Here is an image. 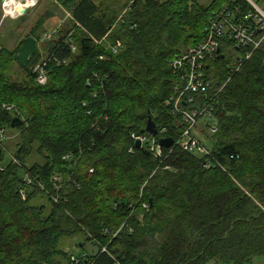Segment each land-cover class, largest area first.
Instances as JSON below:
<instances>
[{
	"label": "trees",
	"instance_id": "obj_1",
	"mask_svg": "<svg viewBox=\"0 0 264 264\" xmlns=\"http://www.w3.org/2000/svg\"><path fill=\"white\" fill-rule=\"evenodd\" d=\"M55 3L69 18L44 40L43 59L37 33L51 10L14 50L0 48V128L18 135L13 152L0 146V264H245L264 255V40L253 49L221 37L204 65L217 122L204 141L209 167L175 143L183 123L170 100L181 84L170 61L206 37L224 6L252 29L244 15L254 7L128 0L119 19L96 0ZM11 61L28 82L9 80ZM42 63L47 82L38 84ZM149 115L156 136L144 130ZM14 116L22 123L12 128ZM159 137L173 138L160 155ZM33 149L43 162L28 165ZM50 174L60 178L52 184ZM70 236H83L73 253L60 245Z\"/></svg>",
	"mask_w": 264,
	"mask_h": 264
},
{
	"label": "built area",
	"instance_id": "obj_2",
	"mask_svg": "<svg viewBox=\"0 0 264 264\" xmlns=\"http://www.w3.org/2000/svg\"><path fill=\"white\" fill-rule=\"evenodd\" d=\"M247 1L254 7L255 12H248V14L244 15V18H254L257 22L254 26L255 28L252 27L251 29L249 25L245 26L241 22L234 23L232 20L234 13L228 11L224 6L220 11L214 13L210 19L209 26L206 28V37L198 45L188 48V50L176 55L170 61L172 68L181 74V84L179 83L175 88L177 91L176 95L170 98L174 112L180 115L179 117L183 123V128L175 143L183 150L204 156V165L206 167L211 165V158L204 141L207 135H212L216 132L217 122L213 117L209 103L204 101L211 84V80L206 77L204 65L207 59H213L219 51V40L221 37H226L227 40L229 39L233 43L236 42L235 45L237 46L246 47L250 45L253 49L264 40V10L259 8L253 0ZM21 5V7H28L25 5V1L24 3L21 2ZM18 14L20 13L18 12ZM54 31L52 30V32L45 34V39H50ZM71 49L74 50L75 47L71 45ZM113 51H115V48H113ZM250 53V51L245 52L246 58L250 56ZM240 63L241 58H238L237 67ZM44 64L34 66L35 81L38 84L47 82V75L42 67ZM200 96H202V102L198 104L197 99ZM200 121L204 126L200 130L201 137H198L197 133L201 129ZM4 136L5 130L0 128V146H3L1 145V140H3ZM135 139L140 140L142 143L146 137L143 135ZM20 195L24 198L25 192H20ZM53 198L57 200V196ZM143 207H146V204H143Z\"/></svg>",
	"mask_w": 264,
	"mask_h": 264
},
{
	"label": "rangeland",
	"instance_id": "obj_3",
	"mask_svg": "<svg viewBox=\"0 0 264 264\" xmlns=\"http://www.w3.org/2000/svg\"><path fill=\"white\" fill-rule=\"evenodd\" d=\"M197 1H199V3L201 4H206L210 0H197ZM96 2L98 3L99 9L101 10L100 12L106 10V9H103V6L106 5V7H109L108 12L110 13L112 9L115 10V14L120 19V17L123 16L124 10H125L123 9L122 6L124 5V3H127L128 0H96ZM54 5H56L55 0H36V2L33 5L26 8V12L24 14H18L14 16V15H9L5 13L3 1L0 0V48L14 50L19 44L20 40L30 33V30L35 25V22L37 21V19L46 10H54L58 14V16L62 15L61 17L66 21L69 18L68 13L65 12L64 9L62 8L59 10H57L56 8H53ZM54 24L50 22L46 23L44 24L42 28L38 30V33H40L39 34L40 36L39 47L41 48L40 49L41 59L44 58L45 51H46L43 48L44 40H45L44 35L52 32V30L54 29H55V32L57 31L56 26L53 28ZM8 68H9L8 69L9 72H7V74L9 75L10 81L16 80V81H20L21 83L22 81L26 79L24 77L23 71L18 67L16 63H12V61L9 62ZM25 81L28 82V79H26ZM200 124H201L200 126L201 129H199L197 133L198 137H201L200 130H202L204 126L203 123H201V121H200ZM17 141H18V135L15 132V130H12L11 128H6L5 136L3 140V146H4L3 152L7 151L6 148L8 149V153L13 152ZM4 159L6 161L8 160L7 154L6 155L4 154ZM42 159H43L42 156L36 153L35 149H33L31 153L25 154L24 160L27 162L28 165H31L35 162H43ZM50 177H51L50 180L52 184L55 183V181L60 178L58 177L57 174H54L53 176L51 175ZM46 201L47 200L45 198H42V199L40 198V202L36 201V203L44 204L46 203ZM82 240H83V236L81 237L79 236L71 237L70 236L67 238H62L60 245L63 249H66L68 252L73 253V252H76L78 248L79 249L81 248V246H79L80 245L79 242H81ZM85 248L87 251L93 250V246H91V244H87ZM245 264H264V255H259L255 257L251 263H245Z\"/></svg>",
	"mask_w": 264,
	"mask_h": 264
},
{
	"label": "water",
	"instance_id": "obj_4",
	"mask_svg": "<svg viewBox=\"0 0 264 264\" xmlns=\"http://www.w3.org/2000/svg\"><path fill=\"white\" fill-rule=\"evenodd\" d=\"M24 1L25 0H21L22 3H24ZM18 12L20 14H24L26 12V8L25 7H19ZM21 123H22V119L20 117L14 116L11 119L10 127L15 128V127L21 125ZM144 130L146 133H148L151 136H156L158 133V129L156 128V124L150 115L147 117ZM172 143H173L172 137H159L157 139V145H156L157 153L160 155L161 148L162 147L168 148L172 145ZM136 144H137V146H139L140 141L138 140L136 142Z\"/></svg>",
	"mask_w": 264,
	"mask_h": 264
},
{
	"label": "bare ground",
	"instance_id": "obj_5",
	"mask_svg": "<svg viewBox=\"0 0 264 264\" xmlns=\"http://www.w3.org/2000/svg\"><path fill=\"white\" fill-rule=\"evenodd\" d=\"M35 2L36 0H25V5L29 7ZM3 5L5 13L14 16L18 14V9L22 6L20 0H3Z\"/></svg>",
	"mask_w": 264,
	"mask_h": 264
},
{
	"label": "crops",
	"instance_id": "obj_6",
	"mask_svg": "<svg viewBox=\"0 0 264 264\" xmlns=\"http://www.w3.org/2000/svg\"><path fill=\"white\" fill-rule=\"evenodd\" d=\"M53 8H56L57 10H59V9H61L62 7L60 6V5H54V7ZM63 9V8H62ZM51 12H52V15H51V17L50 18H48L46 21L47 22H45V24L46 23H55L54 25H53V28L56 26V27H60L63 23H64V19L61 17L62 15H60V16H58V14L54 11V10H51ZM55 30V29H54ZM38 35L40 34V33H37ZM42 34H43V32H42ZM37 46H38V48H39V50L41 49L40 47H39V40H38V43H37ZM41 51V50H40Z\"/></svg>",
	"mask_w": 264,
	"mask_h": 264
}]
</instances>
